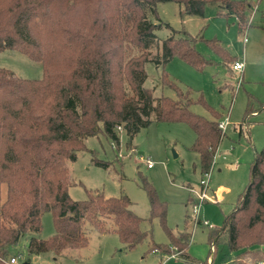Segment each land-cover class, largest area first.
Segmentation results:
<instances>
[{"label":"trees","instance_id":"obj_1","mask_svg":"<svg viewBox=\"0 0 264 264\" xmlns=\"http://www.w3.org/2000/svg\"><path fill=\"white\" fill-rule=\"evenodd\" d=\"M161 1L176 2L187 14L199 16L207 4L218 3L225 11L217 14L235 15L240 29L252 6L246 0H0V51L15 50L41 66L38 78L0 67V264L15 256L21 237L41 231L45 212L52 216L54 232L47 238L31 235L26 245L30 254L59 255L85 246L87 223L104 232L109 220L127 248L148 235L124 194L88 192L81 200L69 196L66 161L86 149L87 137L103 132L117 147L118 127L132 139L153 121L184 122L195 134L190 149L198 154L200 172L211 170L223 135L221 114L202 94L193 99L189 89L168 81L164 70L174 57L198 70L209 62L195 47L197 36L176 37L175 29L151 59L154 30L162 26L156 11ZM205 41L225 65L235 59L217 39ZM148 61L162 67L160 81L175 97H154L143 85ZM192 103L204 106L211 118L194 113ZM257 107L248 99L245 115ZM249 173L222 225L208 227L213 251L219 244L227 247V264H264V149L254 153ZM141 179L149 203L145 220L150 225L158 219L168 237L167 244H154L151 250L193 261L187 253L190 233L167 226L165 202Z\"/></svg>","mask_w":264,"mask_h":264},{"label":"rangeland","instance_id":"obj_2","mask_svg":"<svg viewBox=\"0 0 264 264\" xmlns=\"http://www.w3.org/2000/svg\"><path fill=\"white\" fill-rule=\"evenodd\" d=\"M246 1L252 6L243 29L239 28L235 15H218V11L225 10L215 2L205 6L202 16L187 14L182 5L173 1L158 2L156 11L162 26L154 30L157 43L150 50L151 59H155L159 55L158 45L175 29L178 31L176 37L197 36L195 47L209 62L198 70L174 57L165 64L164 70L169 75L168 81H173L182 91L189 89L193 99L202 94L205 101L220 112L222 121L227 120L228 126L226 124L224 129L227 134L218 146L214 157L216 164L210 170L209 184L215 193L211 195L208 191V199L201 203L198 213L200 220L206 219L217 227L222 225L249 182L254 153L264 149V107H257V102H264V0ZM210 39H217L235 57L229 66L209 47L205 40ZM236 59L244 62L240 71L232 69ZM0 67L23 78L41 75L38 62L12 49L0 51ZM144 68L147 78L143 85L152 90L154 97H175V91L160 81L161 66L148 61ZM248 99L259 109L245 115ZM189 108L211 118L200 103H192ZM117 131L119 146H113L111 140L99 132L84 140L86 149L76 151L75 160L66 161L68 193L74 200L86 198L88 192H100L106 197L126 195L131 200V210L143 218L140 226L148 235L134 247L127 248L109 220L104 232L87 223L85 246L65 249L59 255L50 251L30 254L26 245L31 235L47 238L54 232L52 216L45 212L41 216V231L28 233L14 246L12 253L17 258L16 264L24 261L29 264H227V247L219 244L211 252L208 226L202 222L194 225L191 216V206L196 199L187 202L188 195L199 192L200 179L204 177L198 154L190 149L195 136L192 128L184 122L153 121L141 127L132 139L120 129ZM145 158L151 160L150 167L146 166ZM96 161L106 165H98ZM142 177L153 186L159 200L165 202L167 226L173 232L185 228L184 231L192 233L187 251L195 262L151 250L154 244H167L168 237L158 219L150 225L145 220L149 215V203L142 188ZM186 212L192 222L184 221Z\"/></svg>","mask_w":264,"mask_h":264},{"label":"built area","instance_id":"obj_3","mask_svg":"<svg viewBox=\"0 0 264 264\" xmlns=\"http://www.w3.org/2000/svg\"><path fill=\"white\" fill-rule=\"evenodd\" d=\"M243 41L244 42L246 41V37L243 38ZM243 67H244V62L241 59H236L232 63L233 70L240 71L243 69ZM226 124H227L226 119L224 121L219 122V127L221 128L222 132L224 131ZM118 128L120 129V127ZM144 161L147 167H150L152 165V162L149 158H145ZM209 180H210V171L204 173V177L200 179V190L199 192L196 193V200L191 206V216L193 218L194 225H197L200 222H202L208 227H213L212 224L209 223L208 220L206 219L200 220L198 218V213H199V208H200L201 203L204 202L206 199H208L207 193H208V188H209ZM211 252H213L212 249H211ZM16 262H17V258L15 256L11 257L9 260L6 261L7 264H15Z\"/></svg>","mask_w":264,"mask_h":264},{"label":"crops","instance_id":"obj_4","mask_svg":"<svg viewBox=\"0 0 264 264\" xmlns=\"http://www.w3.org/2000/svg\"><path fill=\"white\" fill-rule=\"evenodd\" d=\"M264 107V106H263ZM253 115H254V113H253ZM225 119V118H224ZM223 119L222 118H220V121H222ZM227 126H228V123H227ZM226 128H228V127H226ZM247 130V128L245 129V131ZM237 131V130H236ZM227 134V131L225 130L224 132H223V135H222V137H221V140H222V138H223V136H225ZM241 132H238V136H241ZM221 142V141H220ZM220 144V143H219ZM219 146V145H218ZM218 149V148H217ZM217 152V151H216ZM215 155H216V153H215ZM215 157V156H214ZM216 164V161H215V158H213V165H212V167L214 166ZM209 182H210V180H209ZM208 191H209V194H211V195H214V191H213V189H212V187H210V184H209V188H208ZM193 193V192H192ZM195 196H196V194H192V195H188V198H187V202H189L190 201V199L191 198H193V199H196L195 198ZM214 197V196H213ZM194 201V200H193ZM194 203V202H193ZM233 209V208H232ZM190 215L188 214V212H186L185 214H184V221H186V223L188 222V219L192 222V220L190 219ZM185 229V228H184ZM183 229V230H184ZM183 230H181V231H183ZM175 232H177V231H175ZM186 232H189V230H187ZM191 235H192V233H191ZM190 238H191V236H190ZM188 250V249H187ZM213 250V249H212ZM154 252H158V251H156V250H153ZM187 253H188V251H187ZM193 262H195V261H193ZM16 264V263H15Z\"/></svg>","mask_w":264,"mask_h":264},{"label":"water","instance_id":"obj_5","mask_svg":"<svg viewBox=\"0 0 264 264\" xmlns=\"http://www.w3.org/2000/svg\"><path fill=\"white\" fill-rule=\"evenodd\" d=\"M22 264H29V262L28 261H24Z\"/></svg>","mask_w":264,"mask_h":264}]
</instances>
